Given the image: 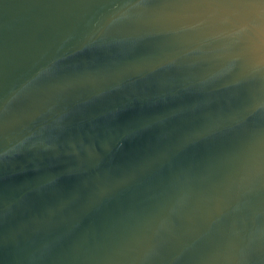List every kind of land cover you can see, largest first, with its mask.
I'll list each match as a JSON object with an SVG mask.
<instances>
[{
    "label": "water",
    "instance_id": "95a60500",
    "mask_svg": "<svg viewBox=\"0 0 264 264\" xmlns=\"http://www.w3.org/2000/svg\"><path fill=\"white\" fill-rule=\"evenodd\" d=\"M0 264H264V0H0Z\"/></svg>",
    "mask_w": 264,
    "mask_h": 264
}]
</instances>
